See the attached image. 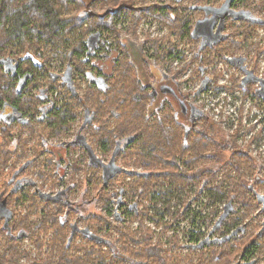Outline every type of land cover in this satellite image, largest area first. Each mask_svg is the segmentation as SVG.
Listing matches in <instances>:
<instances>
[{
	"label": "flooded vegetation",
	"instance_id": "af4514ba",
	"mask_svg": "<svg viewBox=\"0 0 264 264\" xmlns=\"http://www.w3.org/2000/svg\"><path fill=\"white\" fill-rule=\"evenodd\" d=\"M63 3V16L67 24L65 31L60 33V40L51 41L50 37L43 35L41 38L33 37L26 45L15 41L1 47L3 55L0 59H7L9 63L8 71L4 64H0V146L11 153L7 161L0 160V167H5L8 172L6 182L11 192L7 193L0 187V205L6 198L5 204L13 220L10 194L17 192L20 182L22 185L19 188L25 187L26 183L37 188L34 181H45L51 167L54 175L64 177L66 169L61 173L62 168L70 164L73 177V174L82 171L80 166L85 162L92 167L90 178L95 175L94 180H91L95 187L100 179L104 185L109 182V178L118 181L124 171L128 175L124 177L120 192L127 185V193L122 192L127 199L119 202L121 215L115 211V207L109 208L111 213L107 215L103 205L104 214L99 215L98 219L81 215L82 209L89 204L84 197L85 194L89 197L88 191L73 201L67 198L63 190L45 198L33 189L34 195L38 194L49 202L47 207L55 210L53 212L62 207L65 216L60 214L58 219L67 229L64 244L66 255L70 253L81 258L90 257L85 264H99L100 261L108 264L111 257L125 258L130 262V255L121 256L112 238H106L101 232L114 231L112 224H120L123 220L126 225H132L136 220L133 230L137 229L138 235L149 231L152 245H164L162 237L166 225L173 230L171 236L180 232L187 238L183 243L182 238H167L166 242L174 240L172 245H168L170 249L184 246L186 250L183 255L190 252L188 257L192 259L199 257V253L207 256L204 254L207 244L217 241V238L207 241V185L211 180H222L223 167L229 154L244 153L260 168H264V150L247 138L255 129L264 132V0H65ZM260 4H263L262 8ZM232 36L239 43L237 49L230 48L225 42L226 38ZM221 43L227 49L219 56L217 44ZM0 45L6 44L1 41ZM57 46H61L62 50L55 51ZM46 51L52 52L51 55L59 53L61 62L55 61V64L40 60V56L46 57ZM195 62L202 75H207V65L223 63L227 69L232 67L240 71V87L253 85L254 94L250 99L256 112H259V128L244 127L237 133L224 121L210 115L206 109L207 103L200 104L195 97L212 78L208 80L203 77L196 86L192 74ZM125 76H131V80H124ZM185 77L187 81L194 82L192 89L181 85ZM246 77L251 80L243 82ZM122 85L138 87L136 91L129 89L127 92L133 95L135 103L141 107L146 126L164 124L174 136L180 134L181 140L178 142L161 144L160 147H170L172 150L169 158H172V166L179 180L178 188H170L164 182L161 173L167 171L159 167L163 162L149 166L153 170L142 165L132 168L118 164L123 167L120 169L116 164L117 159L129 162L132 150L140 149L136 131L127 134L120 127L117 130L116 92ZM22 90L29 93L20 100L14 98ZM98 96L102 97V102H107L102 114ZM65 109L70 110V116L58 119L57 116ZM207 117L225 137L221 143L215 135L213 147L207 144V126H202L207 122ZM148 131L147 127L141 130L144 133ZM231 136L235 140V148ZM129 137L132 139L126 142ZM106 142L108 147L104 148ZM95 149L106 157L109 155L108 159L98 157ZM214 156L219 158L213 162L211 158ZM22 165L26 167L20 171ZM32 166L35 167L36 176L20 177ZM210 166L221 167L220 172L216 171L219 172L216 177L207 174V167ZM75 167L80 168L79 171L76 172ZM139 176L142 180L149 178L154 181L158 178L156 184L163 183V188L172 189L170 210L163 213L161 222L150 216L163 212V204L146 207L149 202L143 201L156 189L147 190L146 185L134 183ZM256 179L259 180L258 177L254 178L253 184ZM115 182L111 183L112 190L99 191L98 201L106 199L107 204L112 206L115 201L113 195L118 189ZM252 195L258 211H264V198H260L256 190ZM73 208L76 211L71 215L75 219L72 223L68 215ZM221 208V214L226 208L231 211L214 231V235L221 236L219 239L228 235L233 237L247 227V222L239 223L241 219L231 225L226 223L235 213L234 205L227 207L225 203ZM125 209L133 210L138 218L129 221ZM144 210L148 215L144 214ZM99 217L108 221L103 230L98 225ZM0 223L1 230L2 218ZM73 224L76 225L74 231ZM263 228L262 224L260 229ZM18 229L9 225L5 234L12 240H18ZM218 229L228 231L218 233ZM260 229L256 231L258 236L261 234ZM46 233L53 245L56 232L51 228ZM78 238L77 244L73 245ZM114 241L116 243V236ZM78 244L79 254L76 253L78 249H74ZM101 244L111 253H107L108 258L105 253L100 255ZM57 250L55 247L51 250L50 262L64 264ZM249 264L262 263L257 256Z\"/></svg>",
	"mask_w": 264,
	"mask_h": 264
},
{
	"label": "trees",
	"instance_id": "16d2710c",
	"mask_svg": "<svg viewBox=\"0 0 264 264\" xmlns=\"http://www.w3.org/2000/svg\"><path fill=\"white\" fill-rule=\"evenodd\" d=\"M64 1L65 0H0V42L3 41L6 44V45H0V56L3 55L1 47L4 48V46L5 47L9 46L15 41L20 43V45H26L28 40L30 41L33 40V37L41 38L43 35H45L46 38L50 37L49 40L51 41L60 40V37L62 35L60 33L65 31L67 24L63 16ZM259 7L262 8L263 4H260ZM245 39L246 36L244 37V40ZM225 42H228V46L230 48L232 47L237 49L239 47V43L236 41L235 36L226 38ZM217 45H218L217 54L220 56L222 51H225L227 47H223L222 43L220 45L219 44ZM128 79L131 80V76H125L124 80H128ZM126 87L130 88L131 86L122 85L117 88V92H116V109L118 111L116 117L117 130L120 127V129L121 130L124 129L123 132L127 134L134 133L136 131L137 132L136 137L138 139V144L140 145V149L137 148L135 150H132L131 156L128 157L129 162H133V164L138 166L141 165L145 166L147 169L150 170L153 169H151L149 166L152 167L154 165H160L161 162H163V165L159 167L167 171L165 173H161L163 174L164 182H167L166 184H168L170 188H178L179 180L172 166L173 164L172 158H169V155L172 154V150L170 147L168 148L164 147V149H161L160 147L162 146L161 144H172L178 142L179 140H181L180 134H176L174 136L171 130H166L167 127H165L164 124H161V126L157 124L146 126L145 121L143 119L141 107H139L137 103H135L133 95L127 92V90L129 89H125ZM130 89H132V91L134 90L136 91L138 87L137 88L131 87ZM28 93L29 92H23L22 90L21 94L15 95L14 98L20 100L21 97H24ZM101 96L103 97L102 92H101ZM101 96H98V99H99V110L101 111L102 114L103 109H106L107 102L106 101L102 102ZM120 107L124 108L123 111L118 110V108ZM68 116H70V110L65 109L60 112V115H58L57 118L63 119ZM202 126H207V144L210 147H213L214 144L216 143V140L214 139L215 135L216 137H219V141L221 143L224 142L225 140L224 135L221 134V132L217 129L218 126L208 117H207V122L202 124ZM226 126L230 128L231 125H226ZM143 127L149 128V131L146 133L141 132ZM180 127L182 126L180 125ZM240 130L241 127L236 132L240 133ZM132 137L127 138L126 142H129V140L132 139ZM231 138H232L231 143L234 147L236 143L234 144L235 140L232 136ZM103 147L107 148L108 143L106 142L103 145ZM10 153L11 152L9 150L5 149L3 146H0V160L7 161ZM166 158L169 159L167 160ZM217 158L214 156L211 158V160L214 162ZM224 165H225L223 167L224 172L222 173V177H221L222 180L220 182L211 180L210 183L207 185V199L210 200L209 202H211V205L213 206L207 212V223L210 221L211 219L210 217H212V215L215 216V212L219 207H221V205L217 206V203H221L222 205L227 203V207L241 203L238 204L240 205L239 208L240 210H244V212L246 213L243 216V218L244 220L248 219L249 218L248 214L252 213V211L254 210L253 208L258 207V205L254 202V197L252 195V192L254 190L258 191L257 187L264 188V177L261 180L256 179L254 184L249 183L248 186L247 184L245 186L244 184L243 185L240 184L243 178L250 177L252 175L250 174V172L253 168L257 167L261 169L252 160V158H250L246 154L241 152L240 155H237V153L232 155L229 154L228 161ZM25 167H26L25 165H22L20 169L23 170ZM242 167H247L252 169L248 170L249 174H244V170L242 169ZM4 168L5 167H0L1 179L3 177ZM86 168L91 169L92 167H89L87 165ZM210 168L211 166L207 167V174L213 175L214 177L216 174L220 172L221 167L212 166V168L211 169ZM78 169L75 167V170ZM9 171H11V169ZM121 174L123 175L122 178L124 182V177L128 175V173L122 171ZM104 178L107 179L106 176H104ZM157 179L153 181L149 178H144L142 180V177L139 176L135 179L134 183H139V184L142 183V185H146L147 190L153 188L156 189V191H158V193H156L155 191L152 194L147 195V198L149 199L148 201L149 204L146 207H150V204H157L162 197L168 196L167 200H165L162 205L164 207V211L163 212L160 211L158 215L150 216L156 221L161 222L162 221L161 219H163V213L169 212L170 210L169 204L170 201H172L173 199L172 197L173 194H172V189L167 190L166 188H163L165 184L163 183L156 184L158 181ZM2 181L4 183L6 182V179L5 181L3 179ZM151 181H153V183ZM181 181H182L181 185H183L184 182L182 179ZM19 187L17 188L16 193L10 194L11 205L19 206L20 203H23L26 200L25 195L28 194V192L24 193L23 197H20V192L22 191L23 188L27 186L23 188H19ZM93 187L96 188L95 184H93ZM236 190L238 191V193H240V195L238 196L241 197L240 200L235 196ZM9 192L11 191L8 190L7 193ZM42 196L45 198L48 197L47 195L44 194ZM3 199L4 201L0 205V213L4 212V210H7L5 204V201L7 202V199L6 198ZM34 199H36L35 195H34ZM235 199H238V203H235ZM107 203L108 200L105 199L104 206L106 207L107 215H109L111 213V210L109 209L111 208V206L108 205ZM8 211L10 210L8 209ZM62 211H63L62 207H59V209L56 212H53L52 214L46 213L45 217L42 218L41 223H43L45 220L47 222H51V224L53 225L51 228L56 232V238L53 242V246L58 249L57 251H60L59 255L64 264L87 263L90 260V257L81 258L78 256H74L70 253L66 255L67 252L64 249L65 247L61 246V244L64 243L66 236L65 234L66 226L61 225L58 219V216L61 214ZM74 211L76 210L73 208V210L69 213L68 216L74 214ZM124 212L127 215V219L131 222L138 218V216L134 214L133 210L125 209ZM144 214L148 215V212L144 210ZM262 215H264V212L262 213ZM0 218L3 219V228L0 230V239L6 237L5 238L6 242H2V240L0 241V263L2 261H4V263H9L4 258V257L7 258V256L5 255V251H8L9 255L14 256L16 255L17 248L19 247V245L17 246L14 245L15 241L17 240L15 239L12 240L9 237H7L5 234V230L8 229L9 225L10 227L12 226L16 227V225L13 222L14 218L13 220L11 219L12 214L8 218L7 223H5L6 218L4 215L0 216ZM123 221L120 224H115V225L112 224V226L114 227V231L117 234L116 242H121V245L119 246V250L121 251L120 255L123 257L125 255H130L131 261L127 262L125 258L111 257L108 261L109 262L108 264H126V263L249 264V261L253 260L257 256H259L260 263L264 264V228L260 229L261 234L258 236L256 232H253L254 229H252L253 228L251 223L253 222L252 220L248 222L247 227L242 232H239L230 239H226L222 241L217 240L216 242H211L207 244V251L204 253L207 256H203V253H199L200 256L197 257L196 259H192L188 257V255H190V252L185 255L178 253L179 255L178 257L167 256L166 255L167 249H164L162 246L151 244L149 238V231H146L144 234L138 235L137 229L136 230L131 229V227L128 226L130 224L127 223L126 225L124 223L125 221L124 222ZM98 222H99L98 225L100 226V230H103L105 224L108 221L103 219L102 217H99ZM235 222H238V220H236ZM262 224L264 225V222H262ZM40 225L43 226L42 224ZM42 229L44 230V228ZM23 230L25 229L20 228L19 232ZM223 231L227 232L228 229L217 230L218 233H223ZM173 236L174 238L178 237L177 234H174ZM175 247L176 246L172 248L174 249ZM103 262L104 261H100L99 264H103Z\"/></svg>",
	"mask_w": 264,
	"mask_h": 264
},
{
	"label": "rangeland",
	"instance_id": "374dc122",
	"mask_svg": "<svg viewBox=\"0 0 264 264\" xmlns=\"http://www.w3.org/2000/svg\"><path fill=\"white\" fill-rule=\"evenodd\" d=\"M218 1H221V0H218ZM184 44L185 43L181 45H184ZM59 47L60 48H58L57 46L55 51L59 52L60 49L62 50V47L61 46ZM51 54L52 52L48 53L46 51L45 52L46 57H44L43 55V56H40L39 58L40 60H48V62H53V63H55V61L61 62L62 59L59 53H56L57 55H51ZM209 57L210 55L207 53V58ZM64 58H66V56H64ZM214 60L216 61V58ZM207 66H208L207 75L206 74L202 75L198 71L197 63L195 62L194 69H193L194 73L192 74L195 77L196 86L200 83L201 78L205 77L208 80L209 78H212V81L209 82L207 87L203 89L202 92L196 95L195 99H198L200 101V104L207 103L206 109L207 111H209V113H211L210 115L213 117L217 118L218 116V118L219 117L222 118L221 116H227L228 113H232L233 116H231L230 118H233L235 116L234 119L230 120L226 118L225 120L227 121V123L231 125L232 128H234L235 131H238L240 127L242 128L247 127L246 126L247 124L242 125L241 115L245 112L247 113V115L251 113H253V115L255 114V110H253L252 108L253 105L250 99V96L254 94L253 85L249 84L245 87H240V84H239L240 83V73H239L240 71L236 69H232V67H229V69H227L224 63L217 64V65L215 64L211 65L212 67L209 65ZM186 77L184 78L181 85L185 84L186 87H189L190 89H192L194 82L187 81ZM57 86L59 85L57 84ZM35 88H36L35 90L38 89L37 86ZM130 88L126 87L125 89H130ZM51 95H56V93H51ZM248 102H249V105L251 104L249 107H247ZM194 103L197 105L195 101ZM123 109H124L123 107L118 108L119 111H123ZM255 120H256V126H258L257 124L260 125L261 123L260 118L257 117ZM257 132L258 130H254V134H257ZM256 137H259V138L264 137V133L263 134L258 133ZM77 152L79 151L77 150ZM95 154L98 157H101V159L103 160H107L109 156L108 155L106 157L105 155H102L101 151H99L98 149H95ZM116 164L117 165L120 164V166H123V167H132V168L140 167L138 165L133 164V162L123 161L120 159H117ZM66 165H64L61 171V173H64L66 169V173L64 177L54 175L53 168L51 167L50 170L48 171V175L45 181L43 182L34 181L36 183L37 188H34V185L30 183H26L24 185L27 187L22 189V191L20 192V197H23V194L28 192V194L25 195L26 200L23 203H20L19 206L11 205L10 207H12L14 214H15V217L13 220L14 224L19 229L24 228L25 230H23L22 236L21 237L19 236V239L15 241L14 243L15 246L19 245V247L17 248L16 255L14 256L9 255L8 251H5V255L7 256V258L6 257L4 258L9 263H4V261H2L0 264H3V263L4 264H34V263L54 264L50 262V259L52 257L51 250L54 248V246L49 241L47 237L48 234L46 233L49 229H51L53 225L51 224V222H47L44 220V222L41 223V221H42V218L45 217L46 213L52 214L53 211L55 210L47 207L49 205V202L44 200L38 194H35L36 199H34L33 189L34 190L36 189L41 195L47 194L49 196H53L57 191L63 190L64 191L63 193L67 194V198L73 201L78 199L80 194H82L84 191L88 190L89 197H87L86 194L84 195V197H86V200H88L89 204L86 208L82 209L81 215H88V216L91 215L92 218L98 219L99 215L104 214L103 213L104 211L101 205L104 206L105 201H103L102 199H101V202L98 201L99 200L98 197L100 196L99 191L108 192L112 190L111 183L115 182V180L113 178H109V182L104 185L102 180L100 179V182L96 186V189H95L93 188L94 183L91 181V180H94L95 175L90 178L92 174L91 169L86 168L87 164L85 162L82 163L80 166L82 168V171L79 173L77 172L79 171V169L76 170L77 173L73 174V177H71V171H70V166H69L70 164H66ZM122 168L120 167V169ZM242 169L244 170V174H249L248 170H251L252 168L242 167ZM34 170H35V167L32 166L26 171H24L22 174H20V177H22V175L28 178L34 177L36 176ZM250 174H252L251 177L244 178L242 182H240V184L242 185L244 184V186L248 183L253 184L254 178L256 177H258L259 180H261V178L264 177L263 175L264 168H261V169L257 167L253 168ZM8 176H9L8 172L4 168L3 177L2 179L0 178V184H1L0 187L4 188L5 192L10 189V186L7 187V182L3 183L2 180L4 179L5 181V179H7ZM21 185H22V182H20L19 186ZM114 185L117 186L118 189H116L117 193L113 195V199L115 201H113L111 208L115 207V211H118L120 213L121 212L120 203L122 202V199L123 201L127 199L125 198V194L122 193V192L127 193V188H126L127 185H125L124 191H121V192H120V186L123 185V178H119V180L116 181ZM257 190L258 191L256 192L259 193V195L263 196L264 198V188L257 187ZM239 195L240 193H238V191L236 190L235 196L240 200L241 197H238ZM167 198L168 196L162 197L161 200L157 203V205L163 204V202L167 200ZM238 199H235V203H238ZM116 200L118 201V203L116 202ZM143 201L148 203L149 199L144 198ZM209 201L210 200L207 199V212L209 211L210 208L213 207L211 205V202ZM238 204H241V203H238ZM238 204L234 205L235 213H233L228 218L226 223L231 225L233 222H235L236 220H240V219L241 221L239 223L241 222L248 223L250 220H252L253 222L251 223L253 226L252 229H254L253 232H256L258 229H260L262 227V222L264 221V215H262L264 211H258V207L253 208L254 210L252 211V213L248 214L249 218L244 220L243 216L246 213L244 212V210H240L239 208L240 205ZM220 205L222 206L221 203H217V206H220ZM221 212H222V208L219 207L217 211L215 212V216L212 215V217H210L211 218L210 221L207 223V241L208 240L212 241L216 238L218 240L219 238H221V236L214 235L215 233L214 231L216 230L217 227H212L213 224L216 223L217 219L219 220L220 216L218 214H221ZM61 215L63 217L65 216L63 212H61ZM70 218H71V222L73 223L75 221L74 217L70 216ZM170 220L173 222L172 217ZM136 222L137 221L135 220L132 225L130 224L128 226L131 227V229H133ZM1 224L2 223H0V225ZM40 224H42L43 226H41ZM78 224L80 225L81 223L78 222ZM42 228H44V230ZM163 232H164V237H162V241L164 242V245L162 247L164 249H167L166 255L169 257L170 256L178 257L179 256L178 253L182 252L183 254L186 250L183 248L184 246L182 247L178 246L177 248L170 249L168 245H172V242H174V240H170L168 242L165 241L167 238H174V236H171V234L173 233V230L169 227L164 226ZM101 233L104 236H106V238L107 237L112 238L115 246L119 247L121 245V242L115 243L114 240H115L116 232H114L112 229L107 230V231H102ZM177 234H178V238H182L181 242L182 243L185 242L187 238H185L180 232H178ZM5 238L6 237H3L2 239H0V241L2 240V242H6ZM65 241L63 244H61V246H64ZM77 241H79V238L75 239V241L73 242V245H76ZM211 241H208V242H211ZM80 244H84V243H80ZM78 246L79 244L76 247H74V249L75 248L78 249L76 252L77 254H79L78 252L80 251ZM99 247L101 251L100 255H102V253H105V257L108 258L109 255H107V253L108 254H111V253H109L107 248L102 244ZM88 264H91V263L89 262ZM126 264H131V263H126ZM195 264H199V263H195Z\"/></svg>",
	"mask_w": 264,
	"mask_h": 264
},
{
	"label": "built area",
	"instance_id": "2783aa9c",
	"mask_svg": "<svg viewBox=\"0 0 264 264\" xmlns=\"http://www.w3.org/2000/svg\"><path fill=\"white\" fill-rule=\"evenodd\" d=\"M251 105V104H250ZM249 105V102H248V104H247V107H249L250 106ZM252 108H253V110H255V108H254V105L252 106ZM235 112H236V110H235ZM231 116H233V114L232 113H228L227 114V116H221L222 118H218V116H217V118L219 119V120H222V121H224L225 122V125L227 124V125H230L229 123H227V121L225 120L226 118H228V119H230V120H233L234 119V117L233 118H230ZM259 116V112H256V110H255V114L253 115V113H251V114H248L247 115V113L245 112V113H243L242 115H241V122H242V125H245V124H247L246 126L247 127H250V126H252V127H256V128H259L260 126H259V124H257L258 126H256V118ZM214 118H216V117H214ZM242 128V127H241ZM233 130H234V128H233ZM255 130H258V129H255ZM258 133H264V132H257V134ZM257 134H254V131L253 132H250L248 135H247V138L248 139H251L252 140V142H254V143H257L258 144V146L259 147H261V149L262 150H264V137H261V138H259V137H256V135ZM253 135V136H252ZM255 135V136H254ZM258 140V141H256V140Z\"/></svg>",
	"mask_w": 264,
	"mask_h": 264
},
{
	"label": "water",
	"instance_id": "95a60500",
	"mask_svg": "<svg viewBox=\"0 0 264 264\" xmlns=\"http://www.w3.org/2000/svg\"><path fill=\"white\" fill-rule=\"evenodd\" d=\"M1 63L4 64V65L6 66L5 70H7V69H8V68H7V65H8V63H9L8 60H7V59H0V64H1ZM7 71H8V70H7ZM247 80H251V79L246 77V78L244 79L243 82H245V81H247ZM44 195H47V194H44ZM259 197L263 199V196L259 195ZM229 211H230V210H229L228 208H226V209L224 210V212L221 214L219 220L216 222V224H215L214 227H218V226L220 225L221 221L225 218V216L229 213ZM2 215L5 216V218H6L5 223H7L8 218H9L10 215H11V212L8 211V210H4V212L0 213V216H2ZM75 226H76V225L73 224V231H74V229H75ZM22 234H23V231L19 232V236H22ZM230 237H231V235H228V236L224 237L223 239H219V241L229 239Z\"/></svg>",
	"mask_w": 264,
	"mask_h": 264
},
{
	"label": "bare ground",
	"instance_id": "6f19581e",
	"mask_svg": "<svg viewBox=\"0 0 264 264\" xmlns=\"http://www.w3.org/2000/svg\"><path fill=\"white\" fill-rule=\"evenodd\" d=\"M262 80V79H261ZM262 82V81H261ZM264 82V81H263ZM259 93V92H258ZM256 95V94H255ZM260 96V95H259ZM185 205V204H184ZM186 206V205H185ZM153 213V212H152ZM106 261V260H105Z\"/></svg>",
	"mask_w": 264,
	"mask_h": 264
}]
</instances>
